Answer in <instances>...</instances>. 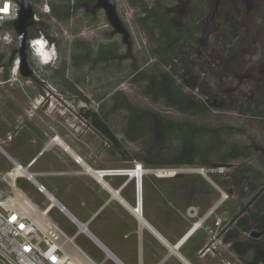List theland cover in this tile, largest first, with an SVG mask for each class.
Returning a JSON list of instances; mask_svg holds the SVG:
<instances>
[{
    "label": "rangeland",
    "instance_id": "rangeland-1",
    "mask_svg": "<svg viewBox=\"0 0 264 264\" xmlns=\"http://www.w3.org/2000/svg\"><path fill=\"white\" fill-rule=\"evenodd\" d=\"M33 2L40 22L29 30V36L34 32L46 37L50 47H54L55 58L50 65H43L28 48L34 80L13 76L17 36L11 33L12 39L4 38L5 33L0 32V55L5 56L0 66V141L13 136L9 140L11 147L5 146V150L12 154L16 151L27 166L49 141L37 118L93 170L132 169L136 165H142L145 170H204L206 177L182 172L174 177L143 175V214L171 238L188 225L203 222L202 225L212 229V235H221L224 239L235 218L264 214L263 82L244 81L241 75L247 73L245 69L239 70L238 76L223 77L226 71L216 73L203 65L192 70L188 81L183 82L181 75L185 69L179 63L172 66L159 63L157 59L162 52L157 41L167 24L160 18L153 21L148 11L155 3L171 6L172 0H114L132 39L131 56L121 37L113 34L104 11L76 4L74 0H49V12L43 13L37 7L39 0ZM112 44L118 46L117 59L99 62L98 50ZM224 46L209 39V48L217 47L216 55L223 52ZM160 79H164L167 91L194 101L202 111L180 110L165 98H156L152 83ZM93 113L110 128L119 141L118 146L94 127ZM136 114L147 116L150 126L137 124ZM171 125L192 126L201 137L206 130L228 129L229 133L211 141L210 154L197 166L158 168L153 163L171 162V153L177 145L172 135L161 139ZM233 148H239L246 155L224 161L222 158ZM55 150L56 153L51 152L31 172L51 173L38 181L78 218H87L90 213L85 205L100 201L92 193L100 189L91 181L88 185L82 183V193L71 188L70 183L61 179L62 172L58 170L68 167ZM12 168L13 165L0 159L1 172ZM81 172L86 173L84 168ZM106 181L120 190L131 205L137 206L136 180L111 177ZM18 187L42 211L50 205L26 180H19ZM50 217L68 237L77 234L78 229L58 208ZM252 239L256 238L251 233H244L240 240ZM258 239L256 243L264 247V236ZM86 241L81 235L75 244L97 263L113 264L104 261L105 256L100 252L84 247ZM233 257L236 256L227 253L230 261L245 264Z\"/></svg>",
    "mask_w": 264,
    "mask_h": 264
},
{
    "label": "crops",
    "instance_id": "crops-1",
    "mask_svg": "<svg viewBox=\"0 0 264 264\" xmlns=\"http://www.w3.org/2000/svg\"><path fill=\"white\" fill-rule=\"evenodd\" d=\"M50 130L54 135V131ZM55 134L57 135V133ZM10 136L13 139V136ZM47 136L49 141L46 142L44 148L48 147L44 152L42 150L32 158V160L36 159L33 167H37L40 161L49 156V154H52L51 152L56 153L54 150L57 149L55 151L60 153V158L68 167L67 169L58 170L62 172L61 179L70 183L71 188L72 186L73 188L75 187L79 193L84 192L82 183L88 185L89 181L94 182L95 186L100 189L99 191L92 190V193L99 197L100 201H95L93 204L90 202L88 205H85L90 213L87 218H78L64 203H60L68 211V217H75L83 225L76 240L81 235H84L87 240L84 247L100 252L105 256L104 261L113 264H236L226 258L227 253L230 256H235L229 250L230 245L224 242L221 235H212V229L205 227L204 224L202 225L203 222H201L200 227L193 234L189 233L196 224L188 225L180 234L171 238L167 232L155 225L149 217H147L148 221L143 215V176L128 178L141 182L142 216L146 223L141 219V209L139 208L138 213L133 210L137 206L131 205L130 201L122 196L120 190L113 188L105 180L109 186V189H106L94 176L86 172L85 166L83 167L75 163V153L66 142L57 135L63 141L65 145L63 147L56 141H53L52 135L47 133ZM10 142L9 140L6 141V139L0 141L4 149V153L0 151V159L9 162L11 165L19 164L24 166L16 151L12 154L5 150L6 147H11ZM67 147H69L68 150ZM83 168L86 173L81 172ZM36 171L44 172L43 170ZM0 173L3 172L0 171ZM120 198L125 201L124 204ZM137 198H139L140 202V193ZM56 208L58 207L54 206L49 211L50 214ZM106 212L108 213L106 214ZM59 213L62 214L60 211ZM67 216L65 217L68 219ZM217 226L219 227L220 223ZM86 228L88 236L83 232V229ZM80 250L87 255L83 248L80 247Z\"/></svg>",
    "mask_w": 264,
    "mask_h": 264
},
{
    "label": "flooded vegetation",
    "instance_id": "flooded-vegetation-1",
    "mask_svg": "<svg viewBox=\"0 0 264 264\" xmlns=\"http://www.w3.org/2000/svg\"><path fill=\"white\" fill-rule=\"evenodd\" d=\"M143 1V0H142ZM171 6L155 3L148 15L155 21L163 19L167 29L158 38L161 55L157 61L172 66L179 63L185 69L181 80L187 82L192 70L202 65L209 70L226 71L223 77L245 69L244 81L264 83V0H172ZM85 1L81 4L93 6ZM95 9V8H94ZM110 25V24H109ZM111 27V25H110ZM112 28V27H111ZM113 29V28H112ZM113 34L123 37L120 34ZM130 34V33H129ZM225 44L222 53L217 47L209 48V39ZM127 47L128 55H132ZM202 43L204 46L201 47ZM118 46H102L97 60L107 62L117 59ZM254 55H256L254 57ZM172 64V65H171ZM214 68V69H213Z\"/></svg>",
    "mask_w": 264,
    "mask_h": 264
},
{
    "label": "built area",
    "instance_id": "built-area-1",
    "mask_svg": "<svg viewBox=\"0 0 264 264\" xmlns=\"http://www.w3.org/2000/svg\"><path fill=\"white\" fill-rule=\"evenodd\" d=\"M39 3L37 7L41 12L48 13L49 0H39ZM18 18L19 6L15 0H0V32L7 24L13 26ZM34 22L35 25L40 22L35 11ZM3 37L11 38V33L6 32ZM49 44L48 39L39 34L29 39L28 48L35 57L39 58L36 55L42 46L47 55L55 58L54 47H48ZM11 74L16 77L20 75L18 56L12 63ZM11 139L10 136L9 140ZM0 151L4 153L1 144ZM35 161L36 159H33L27 166L14 164L10 171L0 173V264H103L88 257L75 244L76 237L80 234V227L83 225L75 217H68L65 207L59 206L58 209L78 229L73 238L68 237L53 222L47 208L42 211L18 187L19 180H26L52 205L49 195L55 197L45 185L38 181V178H46L51 173L31 172ZM74 161L79 165L86 164L84 159L77 154L74 155ZM17 170H25L27 176L13 175ZM137 171L153 172L156 170H145L142 165H136L132 169L95 170L92 176L106 180L111 177H128L130 173Z\"/></svg>",
    "mask_w": 264,
    "mask_h": 264
},
{
    "label": "trees",
    "instance_id": "trees-1",
    "mask_svg": "<svg viewBox=\"0 0 264 264\" xmlns=\"http://www.w3.org/2000/svg\"><path fill=\"white\" fill-rule=\"evenodd\" d=\"M63 1V0H61ZM85 1H89L90 3H94L95 0H74L76 4H81ZM6 27H8L10 30H3ZM1 30V32L5 33L10 32L14 33L15 31L13 29V26L11 24L5 25V27ZM37 36L34 35V32L31 36H29V39H32L33 37ZM16 38V37H15ZM5 60L4 55H0V66L3 64ZM164 79H160L159 81H154L152 83V86L154 87V90L157 92V97L165 98V100L168 102V104L173 105L177 107L180 110H189L192 113H199L202 111V109H198L197 103L194 101H189L184 99L183 97H180L178 94L169 92L167 89L164 88ZM171 91V90H170ZM93 125L94 127L100 132L101 135L109 139L111 142L114 143V145L118 146L119 141L114 136L110 128L101 121L97 114L93 113ZM135 122L147 124L150 126L151 122L147 116L144 114H136L134 116ZM195 129L192 126H177V125H171L169 127V130L166 131L164 135H162V141L166 140V137L169 135L174 136L175 145L172 153H171V162L160 164V163H153L154 166L158 168H165L164 166H189L194 167L197 166L200 163V161L204 158H207L211 151V141L213 139H216L218 136H221L222 134H228V129H219V130H206L204 131V135L199 136L195 131ZM205 136V137H204ZM246 154L241 151L239 148H233L226 156H224L222 159L224 161L228 160H235L239 159ZM143 187L145 189V183H143ZM144 217L149 221L147 216L143 214ZM151 223V222H150ZM153 225V223H151ZM253 229V232L252 230ZM264 233V214L262 215H256V216H250L243 215L235 218L234 224L232 227H230L227 231L226 236L224 237V242L226 244L230 245V250L232 253L238 257V259L245 263V264H264V247L256 243L259 239H252L250 242H244L241 241V237L244 233ZM264 236V235H263ZM251 254L252 257L248 256Z\"/></svg>",
    "mask_w": 264,
    "mask_h": 264
},
{
    "label": "water",
    "instance_id": "water-1",
    "mask_svg": "<svg viewBox=\"0 0 264 264\" xmlns=\"http://www.w3.org/2000/svg\"><path fill=\"white\" fill-rule=\"evenodd\" d=\"M19 6V18L16 22L13 23V29L17 36V48L15 49V54L12 58L14 60L15 56H18L20 59V75L25 79L34 80V71L32 70L29 61H28V41H29V30L34 28V2L33 0H15ZM96 11H104L107 17V20L111 27L114 29L115 33L120 34L123 37V42L126 44L129 49L131 48L130 34L125 25L122 23L118 13L117 6L114 0H96L94 5ZM46 146L42 152L47 149ZM141 182L137 181V197L140 193V202L137 198V208L135 210L137 213L139 208L141 209V219L146 223L142 216V201H141ZM117 193V192H116ZM118 196V195H117ZM55 199V198H54ZM56 200V199H55ZM121 202L124 204L125 201L121 199ZM56 203L58 206L64 208L57 200ZM213 212V210H212ZM68 213V212H67ZM83 227V226H82ZM87 231V228H86ZM264 233L254 232L252 233V238H261Z\"/></svg>",
    "mask_w": 264,
    "mask_h": 264
},
{
    "label": "bare ground",
    "instance_id": "bare-ground-1",
    "mask_svg": "<svg viewBox=\"0 0 264 264\" xmlns=\"http://www.w3.org/2000/svg\"><path fill=\"white\" fill-rule=\"evenodd\" d=\"M45 52H44V50H43V48H42V46L40 47V50H39V53H38V55H36V56H38L39 58H40V61H41V63H45L44 65H49V64H51L52 62H53V60H54V57H51L50 55H47L46 54V56H47V58H46V56H45ZM35 117V116H34ZM32 118V117H31ZM36 118V117H35ZM34 119V118H33ZM36 120V122L39 124V126H41V128L44 130V131H46L48 134H50V135H52V139H53V141H56L58 144H60V145H62L63 147H65V145H64V143H63V141L54 133V135H53V133H52V131L49 129V127L48 126H46L45 125V123H43V122H41L40 120H38L37 118L35 119ZM69 149V147H67V150ZM81 166H85L86 168V172L87 173H89V174H91V175H93L94 174V171L95 170H93L92 168H90V167H88L87 166V164H81ZM196 173V174H200L201 176L203 175L204 177H206V175H205V173H204V170H188V171H177V170H172V169H165V170H163V169H159V170H156V171H153V172H150V171H147V172H144V171H142V172H139V171H137V172H132V173H130V175L128 176V177H132V175L133 176H138V177H141V176H146V175H149V174H154V175H157L159 178L160 177H166V176H172V177H174V176H176L177 174H179V173ZM15 174H17V175H19V176H27V173H26V171L25 170H17V172H14L13 173V175H15ZM208 180V179H207ZM97 181L99 182V183H101L106 189H109V186L107 185V183L105 182V179H102V178H100V177H97ZM49 197H50V199H51V201H52V205H50V206H48L47 207V212H49L54 206H57V207H59L58 205H57V203H56V200L52 197V196H50L49 195ZM228 198V197H227ZM221 199H223L222 201H224L225 199H226V197L225 196H223V198H221ZM214 206V205H213ZM203 220H204V218H203ZM200 225H201V222H198L194 227H193V229L190 231V233L189 234H193L199 227H200ZM80 229H81V227H80ZM86 231V229H83V232H85ZM86 234H87V232H85ZM72 240V239H71ZM178 247V246H177Z\"/></svg>",
    "mask_w": 264,
    "mask_h": 264
},
{
    "label": "clouds",
    "instance_id": "clouds-1",
    "mask_svg": "<svg viewBox=\"0 0 264 264\" xmlns=\"http://www.w3.org/2000/svg\"><path fill=\"white\" fill-rule=\"evenodd\" d=\"M48 47H50V45H47ZM54 51V50H53ZM45 56H46V54H45ZM46 58H47V56H46ZM50 65V64H49Z\"/></svg>",
    "mask_w": 264,
    "mask_h": 264
}]
</instances>
